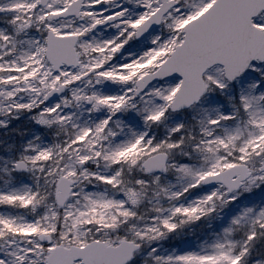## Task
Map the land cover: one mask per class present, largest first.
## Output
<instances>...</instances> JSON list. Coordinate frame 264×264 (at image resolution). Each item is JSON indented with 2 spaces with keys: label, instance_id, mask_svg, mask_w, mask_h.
I'll use <instances>...</instances> for the list:
<instances>
[{
  "label": "snow or ice",
  "instance_id": "snow-or-ice-1",
  "mask_svg": "<svg viewBox=\"0 0 264 264\" xmlns=\"http://www.w3.org/2000/svg\"><path fill=\"white\" fill-rule=\"evenodd\" d=\"M0 264H264V0H0Z\"/></svg>",
  "mask_w": 264,
  "mask_h": 264
}]
</instances>
